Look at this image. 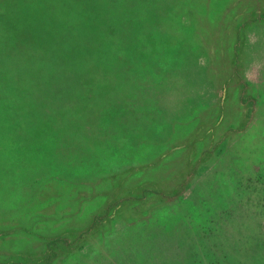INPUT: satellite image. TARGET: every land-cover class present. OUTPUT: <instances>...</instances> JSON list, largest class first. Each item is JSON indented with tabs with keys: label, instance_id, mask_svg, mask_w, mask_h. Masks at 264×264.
Wrapping results in <instances>:
<instances>
[{
	"label": "rangeland",
	"instance_id": "rangeland-1",
	"mask_svg": "<svg viewBox=\"0 0 264 264\" xmlns=\"http://www.w3.org/2000/svg\"><path fill=\"white\" fill-rule=\"evenodd\" d=\"M76 23L111 32L84 67ZM0 51V132L23 134L0 146V264H264V0H0ZM109 54L125 80L70 130L58 108ZM24 85L55 122L31 144Z\"/></svg>",
	"mask_w": 264,
	"mask_h": 264
},
{
	"label": "trees",
	"instance_id": "trees-1",
	"mask_svg": "<svg viewBox=\"0 0 264 264\" xmlns=\"http://www.w3.org/2000/svg\"><path fill=\"white\" fill-rule=\"evenodd\" d=\"M19 5L20 4H18V3L17 4L13 3L14 7H17ZM18 9L19 10L23 9V12L26 13L27 15H32L31 10H33V12H35L37 14L42 13V7L30 9V8H24L22 5H20L18 7ZM23 12H21V13H23ZM17 16H18V18L21 17L20 14H17ZM49 18H50L49 21H51V22H49L47 24L46 29L43 27L38 28V32L40 34L44 33V35H42V37H44V38H42V39L39 38L38 40L34 38L32 40L36 43V45L40 44V46L43 47V50L41 49L42 51H41L40 55H43V57H45V58H46V55L49 56L48 52L54 51L53 45H51V39H47L45 32H47L48 30L55 32L56 29H57V31L62 30L59 22L54 21V19L52 17H49ZM56 18H58L57 15H56L55 19ZM39 27H40V25H39ZM97 28L98 27H96V29H94L93 26L90 27L88 25L85 26L83 23H76L73 28H70V31H69L70 33L68 34V36L64 37L68 41V43L71 44L70 46L72 47V49L75 47V49H76L75 56L78 59H82L81 63L78 60H76V65L79 64L78 67H81V65H82V67L87 66V61H85V59H86L85 54L87 51L82 53L81 50L82 49L88 50L91 45H93L95 50L102 48V46H99V45L106 42L107 38H106L105 33H107V34L111 33L110 30H106L103 32L97 31L98 30ZM14 43H15V45H17V41H15ZM58 44H59L58 47L59 46L62 47L63 46L62 40H60L58 42ZM27 45H28V48H27L28 56H26V57L29 58L30 62H31V59H32L31 56H34V55L32 52L28 51V49L32 50L33 44L27 43ZM2 53L8 55L7 52L0 51V54H2ZM59 54L60 55H59L58 59L63 60V58H61L60 56H64V54L61 52H59ZM6 57H8V56H6ZM26 59H23L22 65L20 64L21 68L18 67V69L26 70L27 66L30 63L29 62L28 64H26L25 63ZM58 61L60 62V60H58ZM111 61H112V56H111V54H109L107 56V58L102 61L103 63L107 64V68L105 69L106 71L99 68V71H97V74L95 73L96 75L95 74L92 75L93 77H91V79H93L96 76H100L101 78H99L97 80H100L103 83H100V82H93L92 83V81H90L89 82L90 93L85 88L86 85H88V71H89V69H82V72H81L80 69L78 68L81 74L79 77H75L74 82H75V84H81V86H83V87H81L83 89V91L75 90L72 93H69V94H71V98L67 97V101L64 102V103H67L68 107H66L65 105H61L58 108L59 114L57 115V119L59 121H61L62 123H67L66 126L69 127L70 130L78 129V128L84 130L86 127V115L88 113H90L91 111H93L95 113V116L98 115L97 111H98V108L100 105L90 107L88 104L89 102H86L87 100H85V99H87L88 96L91 97L90 95L92 93L96 94L104 83L111 82V84H116L121 80L122 76H121V74H118L119 71L121 73V69L118 66L111 65L110 64ZM4 62L8 63V64L12 63L10 58L4 59ZM1 63H3L2 60H1ZM52 64H53V62L48 63V65H52ZM37 69L38 68L32 66L29 70H27L28 75L34 73L35 71H37ZM3 73H4L3 69L2 70L0 69V84L2 86L7 87V86H9V83L7 81H4L3 79L1 80ZM123 76H124V74H123ZM122 79L125 80V78H122ZM17 89H20L17 93L19 94V98L21 100V103L16 104V107L19 108L20 110L24 111L25 114L28 115V117H25L27 122H30L31 120H33L34 123H31V125H30V127L33 129L34 124H37L38 121L40 120V116H41L40 113L42 112V110L39 108L30 107V105L28 104V102H31V101H32V104H35V101H36V100L33 101L36 98L32 99L31 95L33 93V90H30L31 89L30 85H24L21 88H17ZM37 101H39V100H37ZM26 104H28V109H26ZM92 104H97V103H92ZM47 117H49V116H47ZM42 121L43 122H40L36 125L37 131H31L29 133V134H31V140H27V142L29 144H31L33 142H37L38 137H36V135H39L40 131L43 132V131H46L48 128H51L52 125L55 123L52 120L49 122L47 120V118L42 119ZM89 125H91L90 122H88L87 126H89ZM5 133L6 134L0 132V146H2L3 143H6L7 141H10L12 143L15 142L14 144H17L19 142L18 138L21 141L22 135H23V134H21V135L18 134V135L14 136L13 133H10V132H5ZM63 137H64L63 133L59 134L60 139H63ZM10 156H13V155L11 154Z\"/></svg>",
	"mask_w": 264,
	"mask_h": 264
}]
</instances>
